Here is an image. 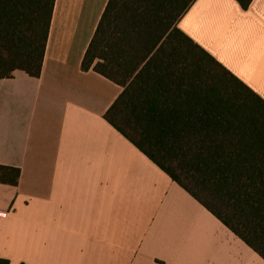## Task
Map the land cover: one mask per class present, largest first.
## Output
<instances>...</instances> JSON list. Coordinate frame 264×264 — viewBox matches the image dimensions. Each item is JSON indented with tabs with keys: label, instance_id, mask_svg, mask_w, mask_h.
I'll return each mask as SVG.
<instances>
[{
	"label": "crops",
	"instance_id": "1",
	"mask_svg": "<svg viewBox=\"0 0 264 264\" xmlns=\"http://www.w3.org/2000/svg\"><path fill=\"white\" fill-rule=\"evenodd\" d=\"M108 0H55L39 77L0 78V259L264 264L105 119L121 88L81 61ZM177 28L264 100V0H195Z\"/></svg>",
	"mask_w": 264,
	"mask_h": 264
},
{
	"label": "trees",
	"instance_id": "2",
	"mask_svg": "<svg viewBox=\"0 0 264 264\" xmlns=\"http://www.w3.org/2000/svg\"><path fill=\"white\" fill-rule=\"evenodd\" d=\"M194 1L108 0L81 70L121 88L104 119L264 260V100L177 28ZM54 2L0 0L1 79L39 77Z\"/></svg>",
	"mask_w": 264,
	"mask_h": 264
},
{
	"label": "snow or ice",
	"instance_id": "3",
	"mask_svg": "<svg viewBox=\"0 0 264 264\" xmlns=\"http://www.w3.org/2000/svg\"><path fill=\"white\" fill-rule=\"evenodd\" d=\"M3 52H4L3 45H0V66H2L3 63ZM9 52L11 53V49H9Z\"/></svg>",
	"mask_w": 264,
	"mask_h": 264
},
{
	"label": "built area",
	"instance_id": "4",
	"mask_svg": "<svg viewBox=\"0 0 264 264\" xmlns=\"http://www.w3.org/2000/svg\"><path fill=\"white\" fill-rule=\"evenodd\" d=\"M6 216V213H4V212H0V218H3V217H5Z\"/></svg>",
	"mask_w": 264,
	"mask_h": 264
}]
</instances>
